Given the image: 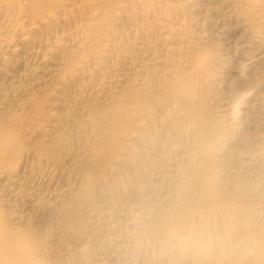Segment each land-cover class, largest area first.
Returning <instances> with one entry per match:
<instances>
[{
	"label": "bare ground",
	"instance_id": "1",
	"mask_svg": "<svg viewBox=\"0 0 264 264\" xmlns=\"http://www.w3.org/2000/svg\"><path fill=\"white\" fill-rule=\"evenodd\" d=\"M0 264H264V0H0Z\"/></svg>",
	"mask_w": 264,
	"mask_h": 264
}]
</instances>
